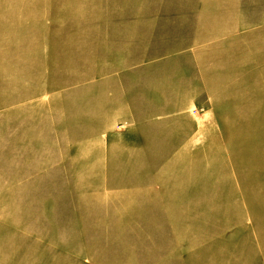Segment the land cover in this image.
I'll list each match as a JSON object with an SVG mask.
<instances>
[{"label":"rangeland","instance_id":"1","mask_svg":"<svg viewBox=\"0 0 264 264\" xmlns=\"http://www.w3.org/2000/svg\"><path fill=\"white\" fill-rule=\"evenodd\" d=\"M0 264H264V0H0Z\"/></svg>","mask_w":264,"mask_h":264}]
</instances>
